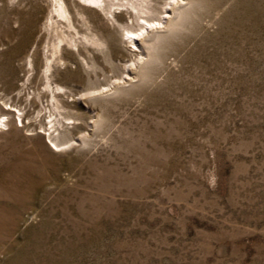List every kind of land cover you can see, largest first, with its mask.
Returning <instances> with one entry per match:
<instances>
[{
    "label": "rangeland",
    "instance_id": "374dc122",
    "mask_svg": "<svg viewBox=\"0 0 264 264\" xmlns=\"http://www.w3.org/2000/svg\"><path fill=\"white\" fill-rule=\"evenodd\" d=\"M63 1L47 89L72 29L0 0V264H264V0Z\"/></svg>",
    "mask_w": 264,
    "mask_h": 264
},
{
    "label": "bare ground",
    "instance_id": "6f19581e",
    "mask_svg": "<svg viewBox=\"0 0 264 264\" xmlns=\"http://www.w3.org/2000/svg\"><path fill=\"white\" fill-rule=\"evenodd\" d=\"M84 1L88 2V3H91L93 5L101 6L102 5L101 3H103L104 0H84ZM177 3H178L177 0H174L171 3H168L169 6L166 7L165 15H163L161 17V18H163L165 24L169 23V21H170V11L174 10L175 5ZM53 6H54L53 11L55 12V14L57 16H59L61 19H63L67 23L68 28L72 29V32H68V33L64 34L63 32L54 29V30H52V36H51L52 39L51 40L50 39H46L45 44L42 47V65H43V69H42V71H40L41 72L40 77L44 81L45 87L47 89H50V81L49 80H50V76H51V69L54 66H56V65H64V66H66L67 63H68V61L62 55L61 43H65L67 45L75 46L76 43H77V38H78V31L72 25V18L70 16L69 12H68V9H67V6H66L65 2L63 0H53ZM48 19L50 20V17ZM160 23H161L160 21H158L157 24H154L153 22H148L147 21L146 22V27H142L141 28L142 31H140L139 33L130 32V34H132V35L129 36V38L131 39V42L139 41V43H141L143 38H144V36L148 34L149 30H153V29L159 28L160 27ZM81 37L84 38L85 40H88L93 45H99V39L97 38V36L95 34L82 35ZM128 70H129L128 72L131 73V71H132L131 68H128ZM59 88L60 87H57V89H59ZM4 113H6V114L0 113V125H2V126L10 125L12 127L13 126V122H12V120L10 118H8V115L10 114V112L9 111H4ZM54 147H56V145H54ZM55 150H57V149L55 148Z\"/></svg>",
    "mask_w": 264,
    "mask_h": 264
}]
</instances>
